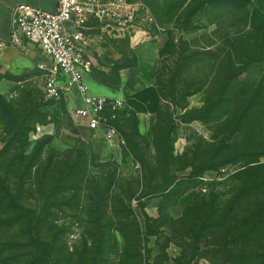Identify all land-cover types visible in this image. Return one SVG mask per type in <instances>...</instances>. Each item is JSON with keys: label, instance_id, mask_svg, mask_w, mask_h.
Listing matches in <instances>:
<instances>
[{"label": "rangeland", "instance_id": "obj_1", "mask_svg": "<svg viewBox=\"0 0 264 264\" xmlns=\"http://www.w3.org/2000/svg\"><path fill=\"white\" fill-rule=\"evenodd\" d=\"M127 1L131 33L91 55L93 90L127 99L119 142L45 95L40 52L0 50V264H264V0Z\"/></svg>", "mask_w": 264, "mask_h": 264}, {"label": "built area", "instance_id": "obj_2", "mask_svg": "<svg viewBox=\"0 0 264 264\" xmlns=\"http://www.w3.org/2000/svg\"><path fill=\"white\" fill-rule=\"evenodd\" d=\"M55 1V10L17 3L11 12L8 43L41 53L36 68L45 95L63 102L78 127L99 134L106 142H119L127 99L93 90L91 55L99 32L117 37L131 33L132 5L127 0Z\"/></svg>", "mask_w": 264, "mask_h": 264}, {"label": "crops", "instance_id": "obj_3", "mask_svg": "<svg viewBox=\"0 0 264 264\" xmlns=\"http://www.w3.org/2000/svg\"><path fill=\"white\" fill-rule=\"evenodd\" d=\"M17 3H27L35 7L44 6L48 8L47 10L56 9L55 0H0V47L2 52L17 47L8 43L11 32V12ZM149 69V64L141 61L138 67L125 68L121 71L123 86L127 94H133L151 85Z\"/></svg>", "mask_w": 264, "mask_h": 264}, {"label": "trees", "instance_id": "obj_4", "mask_svg": "<svg viewBox=\"0 0 264 264\" xmlns=\"http://www.w3.org/2000/svg\"><path fill=\"white\" fill-rule=\"evenodd\" d=\"M240 5H241V3H239L237 6H240ZM147 89H149V87H147ZM140 92H138L137 94L140 95ZM52 101H54V100H52ZM54 102L62 109L63 112H65L67 115H69L67 108L63 102H56V101H54ZM3 189L5 191V196H6L7 200L15 207L16 211H18L23 216H25V218L29 221V223L31 225V232L33 235V237H32L33 247H35L37 249V253L41 256H45L44 258H50L51 253H52L51 245L46 243L45 241H43L41 238L38 237L37 223H38L39 218L36 215V213L31 209H27V208L15 203L10 192L5 187H3Z\"/></svg>", "mask_w": 264, "mask_h": 264}, {"label": "bare ground", "instance_id": "obj_5", "mask_svg": "<svg viewBox=\"0 0 264 264\" xmlns=\"http://www.w3.org/2000/svg\"><path fill=\"white\" fill-rule=\"evenodd\" d=\"M140 39L138 38V41H139Z\"/></svg>", "mask_w": 264, "mask_h": 264}]
</instances>
